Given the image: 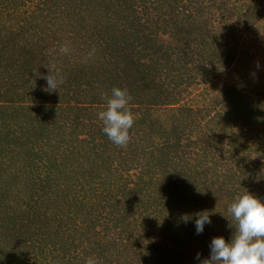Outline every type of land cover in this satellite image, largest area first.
<instances>
[{
	"label": "trees",
	"instance_id": "1",
	"mask_svg": "<svg viewBox=\"0 0 264 264\" xmlns=\"http://www.w3.org/2000/svg\"><path fill=\"white\" fill-rule=\"evenodd\" d=\"M261 47L264 0H0V264L208 258L233 198L264 200ZM114 87L134 115L123 147L97 118ZM200 210L196 234L181 217Z\"/></svg>",
	"mask_w": 264,
	"mask_h": 264
},
{
	"label": "clouds",
	"instance_id": "2",
	"mask_svg": "<svg viewBox=\"0 0 264 264\" xmlns=\"http://www.w3.org/2000/svg\"><path fill=\"white\" fill-rule=\"evenodd\" d=\"M68 51L67 45L60 47V52ZM48 69L49 73L43 77L47 89L58 90L63 82V75L56 68ZM129 102L128 90L114 87L105 108L97 113V118L103 124L102 132L113 144L120 147L129 142V130L134 124ZM227 212L235 222L231 238L226 241L223 236L213 237L209 244V257L201 259V254H196L199 264H264V200L245 191L233 198ZM181 218L184 222L194 221L196 234H201L205 225L211 224L208 210L185 214ZM85 264H98V261L94 256H89Z\"/></svg>",
	"mask_w": 264,
	"mask_h": 264
},
{
	"label": "rangeland",
	"instance_id": "3",
	"mask_svg": "<svg viewBox=\"0 0 264 264\" xmlns=\"http://www.w3.org/2000/svg\"><path fill=\"white\" fill-rule=\"evenodd\" d=\"M162 3H163V1H161V5H162ZM148 4L150 5V10H151V12H152V14H153V20L154 19H156V18H158V19H160V18H162L163 17V13H164V11H165V9L167 8V5H168V3H166V4H163L162 6L164 7V11H163V9L162 10H159V12L153 7L154 5H153V3H151V2H148ZM241 4H242V2H239V3H235L234 5H237L239 8H240V6H241ZM178 12H182V10L180 9V8H178V9H176ZM240 10H242V11H245V10H247V8L246 7H243V8H241ZM184 12V11H183ZM218 24L216 23L215 24V26H217ZM178 41H176V40H173L172 41V45L174 46V45H176V43H177ZM260 43V42H259ZM261 48H263L264 49V47H261ZM263 49H261L260 50V48H257V49H255V48H253L250 52H254V54H256V56H257V61L256 62H252L253 63V65L254 66H256L257 67V64H259V67L258 68H260L261 70H264V50ZM171 54V57L173 58V64H174V67H175V73H176V75H177V77L179 78V80L180 79H182V77H184V75H185V73H186V70H185V68H186V63H185V61H183V60H181V56H182V53H180V52H171L170 53ZM184 62V63H183ZM167 71H169V67H167ZM175 73H171V76H174L175 75ZM219 88H217V92H219ZM220 93H222V89H221V92ZM218 112H220V111H218V110H216V111H211L206 117H205V120L207 121V124L209 125V126H213V124L218 120V117L221 115V113H222V111L218 114ZM106 242H103V241H101V242H99L98 244L99 245H104ZM23 263V261L21 262V264ZM25 264H28L27 262L25 263ZM102 264V263H101Z\"/></svg>",
	"mask_w": 264,
	"mask_h": 264
}]
</instances>
